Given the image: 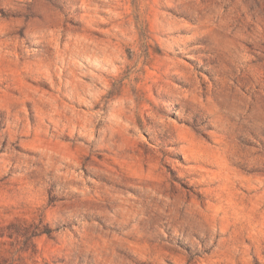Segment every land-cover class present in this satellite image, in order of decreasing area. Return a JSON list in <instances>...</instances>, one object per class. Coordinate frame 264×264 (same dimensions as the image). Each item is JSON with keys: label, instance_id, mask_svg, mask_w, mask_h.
<instances>
[{"label": "rangeland", "instance_id": "1", "mask_svg": "<svg viewBox=\"0 0 264 264\" xmlns=\"http://www.w3.org/2000/svg\"><path fill=\"white\" fill-rule=\"evenodd\" d=\"M61 209L87 264H264V0H0V242Z\"/></svg>", "mask_w": 264, "mask_h": 264}, {"label": "clouds", "instance_id": "2", "mask_svg": "<svg viewBox=\"0 0 264 264\" xmlns=\"http://www.w3.org/2000/svg\"><path fill=\"white\" fill-rule=\"evenodd\" d=\"M52 197L58 198V193L53 191ZM77 211L61 209L46 222L30 221L27 225L9 229L10 243L0 242V264H5L2 259L5 254L7 264H87L81 251ZM73 225L77 227L73 228ZM54 240L59 243L52 246ZM34 242L42 244L39 250L34 247ZM50 253L57 254L49 258Z\"/></svg>", "mask_w": 264, "mask_h": 264}]
</instances>
